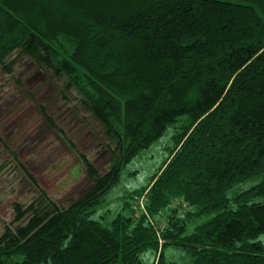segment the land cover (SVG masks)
<instances>
[{
  "label": "trees",
  "instance_id": "16d2710c",
  "mask_svg": "<svg viewBox=\"0 0 264 264\" xmlns=\"http://www.w3.org/2000/svg\"><path fill=\"white\" fill-rule=\"evenodd\" d=\"M18 55L78 93L101 124L109 165L100 171L78 153L88 187L60 206L9 150L37 195L12 203L0 264H176L168 245L190 264H264V0H0L1 70L11 75ZM181 116L148 183L109 221L92 218L121 168ZM143 193L151 220L134 214Z\"/></svg>",
  "mask_w": 264,
  "mask_h": 264
},
{
  "label": "rangeland",
  "instance_id": "374dc122",
  "mask_svg": "<svg viewBox=\"0 0 264 264\" xmlns=\"http://www.w3.org/2000/svg\"><path fill=\"white\" fill-rule=\"evenodd\" d=\"M61 89L60 80L51 76L49 71L40 69L26 56H17L11 75L0 67V136L7 145L0 142V234L3 226L11 223L15 216L12 203L18 201L26 205L37 195L9 150L17 153L18 159L34 174L39 185L60 206H67L88 187L85 167L78 159V153H85L100 171L109 165V153L101 143L103 132L100 122L82 108L74 89ZM39 105L45 106L65 140L45 121L38 110ZM186 120V116H181L168 125L159 139L121 168L118 182L109 190L105 202L97 207L92 218L105 223L122 211L124 195L148 183L150 176L170 153L174 134ZM259 180L260 176L254 175L237 183L228 191V196L249 188ZM202 219L205 218L195 223ZM256 239L264 246V233ZM155 254L149 250L141 254V259L150 262ZM164 255L176 264H190L192 259L186 250L172 245L165 247Z\"/></svg>",
  "mask_w": 264,
  "mask_h": 264
},
{
  "label": "built area",
  "instance_id": "2783aa9c",
  "mask_svg": "<svg viewBox=\"0 0 264 264\" xmlns=\"http://www.w3.org/2000/svg\"><path fill=\"white\" fill-rule=\"evenodd\" d=\"M133 209H134V214L136 217L142 213V214H144V216H146L147 218H149L151 220L150 214L148 213L146 206H145V195H144V193L139 198L136 197L134 204H133ZM159 241H160V243L163 242V241H161V238Z\"/></svg>",
  "mask_w": 264,
  "mask_h": 264
}]
</instances>
